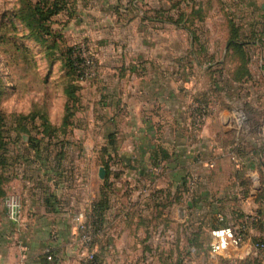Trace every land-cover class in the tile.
Segmentation results:
<instances>
[{
	"label": "rangeland",
	"instance_id": "obj_1",
	"mask_svg": "<svg viewBox=\"0 0 264 264\" xmlns=\"http://www.w3.org/2000/svg\"><path fill=\"white\" fill-rule=\"evenodd\" d=\"M22 1L0 0V114L4 117L9 158L4 170L6 198L9 185L21 181L27 170L39 174L41 163H45L42 155H46V146L40 147L44 150L40 154L29 141L42 132L47 133V129L41 127L43 123L57 128L63 124L66 106L72 103L67 90L75 91L76 84L77 96L82 97L83 105L88 100L90 86L100 90L104 86L103 74L115 71L117 75L126 73L121 75L120 81L127 87L147 71L175 72V78L170 81L174 82L179 98L186 101L184 115L191 125L194 106H207V119L201 130L207 124L220 139L209 148L224 147L232 156L248 152L251 159L245 165L254 166L255 171L264 170V0H66L73 15L62 13L53 19L51 28L56 33V43L43 42L37 33L31 34L24 26L19 16ZM234 42L239 44L238 48L233 47ZM70 49L74 51L76 76L70 66ZM82 109H86L85 105ZM76 117L71 118L72 127L66 129V135L63 130L59 133L69 145L65 149L66 157L65 151L58 149L63 156L56 162L62 185L75 189V216L80 213L88 216L95 204L92 195L97 198L100 195L99 200L102 199L104 182L98 177L102 162L98 155L91 178L87 165L71 158L79 148L70 142L77 136L75 124L79 119ZM191 129L189 142L193 145L201 130H195L193 125ZM13 172L16 177L10 181ZM117 173L113 174L119 181L122 177L120 174L117 177ZM183 176L187 182L196 177ZM184 179L176 184L180 186ZM223 179L217 182L216 188H221L222 184L232 186V178L228 182ZM263 180L257 177L256 186ZM125 182H114L108 192L115 206L126 203L134 207L138 203L137 193L135 195V189L131 192L126 189L129 183ZM199 187L200 183L195 191V187L190 190L195 193ZM148 195L146 207L131 209L121 216L115 215L113 209L112 216L118 220L112 232L106 233L105 226L102 236L91 245L82 241L75 223V263L92 264L91 256L100 254L101 264H211L210 256L203 251L211 250L214 245L201 226L205 225L206 214L192 213L186 225L170 224L169 238L162 234L157 241L152 231L157 225L167 230V219L160 222L156 219L159 214L168 215V204L157 209L152 199L155 194ZM192 195L185 199L178 192L165 193L162 198L164 201L173 199L176 205L170 207V213L173 210V215L183 216V207L188 208L186 203ZM122 196L125 199L117 201ZM179 206H182L180 210ZM251 216L259 217L258 214ZM176 219L179 218L176 216ZM134 220L142 223L136 228ZM199 233L202 236L194 238L193 234ZM158 245L163 253L154 255L153 248ZM117 247L126 252L116 254ZM224 257L231 260L229 255ZM228 262L233 264V261Z\"/></svg>",
	"mask_w": 264,
	"mask_h": 264
},
{
	"label": "crops",
	"instance_id": "obj_2",
	"mask_svg": "<svg viewBox=\"0 0 264 264\" xmlns=\"http://www.w3.org/2000/svg\"><path fill=\"white\" fill-rule=\"evenodd\" d=\"M124 74L126 75L121 72L117 75L116 71L104 73V86L100 90L90 86L88 100L83 105L81 103L82 108L84 105L86 107L81 111L85 112L77 113V136L70 141L79 147L76 155L71 158H77L87 165L89 177L90 174L91 178L94 175L99 155L102 164L98 171L101 168L106 171L104 180L100 179L98 172L99 179L104 182L103 186L107 181L104 163L110 160L108 185L127 181L125 183L130 186L126 189L130 192L135 189V195L137 193L138 203L134 207L126 203L125 206H115V200H112V195L107 191L109 202L105 209V226L108 228L106 233L112 232L118 220L112 216L113 209L115 215L121 216L131 209L146 207L144 205L147 203L148 193H156L155 198L151 197L155 201H158L161 192L167 195L178 192L185 199L187 195L193 194L192 199L187 200L188 208L183 207V216L180 213L173 215V210L170 213V207L175 203L172 200L169 203L172 205H167L168 215H157L158 222L167 219V230L163 231L157 225V229L152 231L153 239L159 241L162 234L169 238L170 224L174 226L178 222L186 225L192 213L200 211L206 214L205 225L202 227L214 244L211 250L203 249L210 256L211 264H228V261H233V264L262 263L264 256L254 247V242L259 237H264V230L258 231L261 225L251 227L250 239L243 247H236L234 244L232 230L235 226L242 225L244 216L264 215V199L259 197L264 191V180L258 189L255 188V179L264 178V170L258 168L255 171L254 166L245 165L251 159L248 152L236 153L235 161L229 149L221 146L210 149L209 146L212 147L220 139L216 132L210 131L207 124L198 134L196 143L190 145L189 138L193 130L190 120L184 115L186 101L179 98L174 82L170 81L175 78V72L147 71L135 78L137 81L129 87L121 84V75ZM185 84L186 82L183 83L184 86ZM113 134L115 146L111 147L109 138ZM104 149L108 152L104 153ZM49 169L42 170L37 175L27 173L30 180L21 179L9 185V196L19 197L23 204V216L19 224L11 223L6 217L4 203L0 205V264H79L75 263V189L62 185L56 174ZM114 172L120 173L121 181H116ZM183 174L197 177L200 187L195 193L176 184L184 179ZM223 178L226 182L232 178V186L222 184L221 188H216L217 182L220 179L224 181ZM67 191L68 194H65ZM99 197L100 195L98 198L92 195L94 206L100 201ZM123 197L117 201H123ZM213 197L225 201L221 205L210 207L208 201H212ZM181 207L179 206V210ZM229 214H233V217ZM140 222L134 220L136 228L142 223ZM262 227L264 228V224ZM116 249V254L119 255L126 252L120 247ZM152 252L154 255L163 253L160 252L159 245ZM228 255L231 260L224 257ZM97 256L100 258V254Z\"/></svg>",
	"mask_w": 264,
	"mask_h": 264
},
{
	"label": "trees",
	"instance_id": "obj_3",
	"mask_svg": "<svg viewBox=\"0 0 264 264\" xmlns=\"http://www.w3.org/2000/svg\"><path fill=\"white\" fill-rule=\"evenodd\" d=\"M70 12V13H69ZM62 13H67L68 15H73L68 3L66 0H23L21 2V8L19 10V16L22 20V23L24 26L32 32L31 34L36 33L40 36V39L43 42H48L49 40H53V42H57L56 40V33L54 30L51 28V24L53 22V19ZM49 24V26H48ZM239 44L236 42L233 43V47L238 48ZM69 55V61H70V66L72 71L74 72L75 76L76 74V66H75V58L73 59L74 56V51L70 49L68 51ZM72 87V86H71ZM70 88V87H69ZM73 88L67 90V94H69V99L72 102L71 104L68 103L66 106V116L63 124H61L60 128H57L53 125H51L48 122H45L41 125L42 128L47 129V133L42 132V134L38 138H32L29 142L33 144L32 148L35 150H38L37 152H44V150H40V147L42 145L46 146V155H42V159L45 161V163H41L39 170H47V168L53 173L56 174L57 178L61 181V176L58 173L59 170V164L56 162L58 159H60L63 154L60 152L58 149H63L65 151L66 147L69 145V142L66 141L65 139H62L59 136V133L62 131L65 134L66 129H69V127H72V122L71 118L76 117L77 113H79L82 109L81 107V98L80 96H77L78 92V86L75 84V91L72 90ZM70 91V92H69ZM2 94L0 93V99H1ZM4 117L0 114V205L4 202L7 192L5 189V184H6V178L4 174V170L6 167L9 165V158L7 155V142H6V137H5V129H4ZM61 129V130H60ZM66 135V134H65ZM113 135L109 138V146L114 147L115 146V141L113 139ZM108 150L104 149V153H107ZM44 154V153H43ZM45 156V157H44ZM64 156L66 157V151L64 152ZM41 157V155H40ZM44 157V158H43ZM110 160L109 162H105V168L107 170V181H105V186L103 188L102 192V199L93 207V212L99 217V221L102 223V225L105 227V209L108 205L109 198L107 195V191L109 188L108 185V175L110 173ZM39 171V173H40ZM31 170H27L25 174L21 177V179H29L30 176H27V173H30ZM33 174V173H30ZM120 173H117V177L119 176ZM16 177V173L13 172L10 177V181ZM9 181V182H10ZM188 180L185 181L182 180L180 183L181 188H185L188 191H191L190 189V183L187 182ZM198 184V183H197ZM193 191H195L196 186ZM190 186V189L188 186ZM156 194V193H155ZM163 192L160 193L158 201L154 203L155 208L161 209V206L163 204H169L171 200L169 198L164 201ZM259 197L261 196L262 199H264V191L260 193ZM169 195V194H168ZM225 200L219 199L217 197H213L212 201H208V205L212 207V205H221L224 203ZM163 207V206H162ZM257 224L258 226L261 225L262 231L264 228L262 227V224H264V215L259 214V217H257ZM256 225V224H255ZM202 226V224H201ZM194 238H199L201 236V233L199 234H193ZM192 242V240H191ZM193 242H197V239L193 240ZM257 243L264 244V237H262L260 240L256 241ZM190 253V252H188ZM99 258L97 255H94V259L92 261V264H100L99 263ZM259 262V261H257ZM255 262L256 264H259Z\"/></svg>",
	"mask_w": 264,
	"mask_h": 264
},
{
	"label": "built area",
	"instance_id": "obj_4",
	"mask_svg": "<svg viewBox=\"0 0 264 264\" xmlns=\"http://www.w3.org/2000/svg\"><path fill=\"white\" fill-rule=\"evenodd\" d=\"M194 118H193V128L197 131L201 130L207 117V106L202 104H197L194 106ZM236 161V157L232 156ZM190 186L193 189L195 185L198 183V179L193 177L189 180ZM4 206L7 214V219L14 224H19L22 220L23 216V204L19 197L17 196H8L4 200ZM73 221L78 226V231L81 233L82 241L87 244H93L98 238L102 236L105 229L102 223L99 221V217L92 211H90V215L85 216L80 213L78 215H74ZM242 225L237 226L232 230V234L234 236V244L236 247H243L246 245L248 239V234L251 231V227L255 225L257 219L254 216H246L242 221ZM254 247L256 250L262 252L264 256V244L255 243ZM51 259V258H49ZM94 259V256H91V260Z\"/></svg>",
	"mask_w": 264,
	"mask_h": 264
},
{
	"label": "water",
	"instance_id": "obj_5",
	"mask_svg": "<svg viewBox=\"0 0 264 264\" xmlns=\"http://www.w3.org/2000/svg\"><path fill=\"white\" fill-rule=\"evenodd\" d=\"M99 177H100L101 180H104V179H105V177H106V171H105L104 168H101V169H100ZM255 188L258 189L259 186H255Z\"/></svg>",
	"mask_w": 264,
	"mask_h": 264
}]
</instances>
